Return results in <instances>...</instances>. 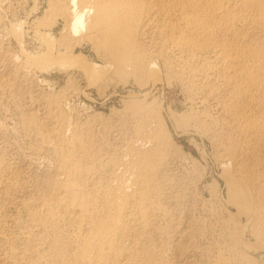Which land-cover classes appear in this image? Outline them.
Segmentation results:
<instances>
[{"label":"bare ground","instance_id":"1","mask_svg":"<svg viewBox=\"0 0 264 264\" xmlns=\"http://www.w3.org/2000/svg\"><path fill=\"white\" fill-rule=\"evenodd\" d=\"M5 1L0 264H264V0Z\"/></svg>","mask_w":264,"mask_h":264},{"label":"rangeland","instance_id":"2","mask_svg":"<svg viewBox=\"0 0 264 264\" xmlns=\"http://www.w3.org/2000/svg\"><path fill=\"white\" fill-rule=\"evenodd\" d=\"M7 2V3H6ZM35 3V4H34ZM8 6V8H7ZM35 6V7H34ZM47 7V0H6L5 1V7H4V16L7 17L8 20L14 19V20H29L30 18H35L42 16V14L45 12V8ZM30 12V13H29ZM20 18V19H19ZM26 20V21H27ZM27 43L30 48L33 46H37L38 42L37 40L33 37L32 33L30 35H27ZM88 49H86V52L89 53L90 55L94 52L91 50L89 46H87ZM92 54V55H93ZM56 78L59 80H62L64 76H56ZM84 80V79H83ZM82 80V84H85V81ZM122 91L124 93L127 92V89H122V87H118V92ZM159 93L161 94L162 97L166 98V103H171L178 109H182L185 106V100L182 92L180 91V88L178 86L174 87H159ZM91 94L93 97L96 99L97 98V104L102 107H106V110L109 111L110 107L112 104L120 105V97L117 95L113 98H109L105 103H104V98L99 97L95 91H92ZM83 102L86 100L88 102H92L89 99L86 98V96L83 97ZM78 101L81 103V100H75V102ZM93 103V102H92ZM83 109V108H81ZM178 141L184 146L185 150L196 157L200 164H202L205 172H206V177L205 181L202 184L201 191H202V196L201 197L203 200H211L210 197V192L208 191V184L207 181L210 182L213 179H219L220 185L222 187V190L224 192V185H223V180L219 178V171L220 167L217 162H215V159L212 155L210 145L202 139L197 136V135H183L181 137L177 136ZM194 139V141H193ZM190 143V144H189ZM203 150V151H202ZM202 153H201V152ZM213 177V179H212ZM205 185V186H203ZM207 191V193H206ZM209 198V199H208Z\"/></svg>","mask_w":264,"mask_h":264}]
</instances>
